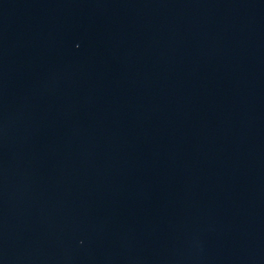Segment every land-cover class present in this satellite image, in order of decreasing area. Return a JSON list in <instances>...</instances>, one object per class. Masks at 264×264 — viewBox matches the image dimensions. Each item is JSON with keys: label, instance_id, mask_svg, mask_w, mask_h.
Returning <instances> with one entry per match:
<instances>
[{"label": "water", "instance_id": "1", "mask_svg": "<svg viewBox=\"0 0 264 264\" xmlns=\"http://www.w3.org/2000/svg\"><path fill=\"white\" fill-rule=\"evenodd\" d=\"M0 264H264V0H0Z\"/></svg>", "mask_w": 264, "mask_h": 264}]
</instances>
